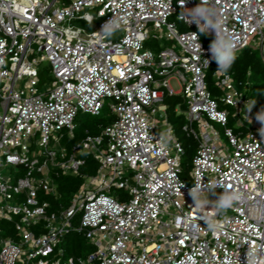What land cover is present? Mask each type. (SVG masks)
I'll return each instance as SVG.
<instances>
[{"label": "built area", "instance_id": "built-area-1", "mask_svg": "<svg viewBox=\"0 0 264 264\" xmlns=\"http://www.w3.org/2000/svg\"><path fill=\"white\" fill-rule=\"evenodd\" d=\"M197 6L216 12L236 53L257 50L264 66V0H0V220L17 219L16 241L0 235V264H264L261 114L251 111L248 85L237 88L225 72L213 76L217 94L209 92L204 60L216 34L194 15ZM109 20L119 27L105 36ZM75 21L84 26L74 30ZM161 38L173 44L145 47ZM44 62L51 82L39 92ZM171 97L193 142L186 171L166 116ZM104 106L113 121L99 135L54 149L72 136L76 116ZM52 132L60 135L51 146ZM90 154L95 174L67 207L50 210L39 198L56 195L49 174L75 175ZM6 166L24 173L10 181ZM197 187L201 200L213 198L201 207ZM231 192L241 199L225 213L217 205ZM69 231L93 250L61 261L58 241Z\"/></svg>", "mask_w": 264, "mask_h": 264}, {"label": "trees", "instance_id": "trees-1", "mask_svg": "<svg viewBox=\"0 0 264 264\" xmlns=\"http://www.w3.org/2000/svg\"><path fill=\"white\" fill-rule=\"evenodd\" d=\"M153 50L158 46L157 43H151L149 45ZM218 65L215 61H212L209 68L206 71V82L208 85L209 92L212 95L217 94L213 90V76L216 73H221L217 70ZM47 70H38L37 79L38 87L42 85L43 74ZM230 75L234 85L240 88V84L246 83L248 85V97L251 99V111L255 114L264 113V66L261 61L259 51L250 50L248 48L242 49L236 53V59L232 63L231 67L225 72ZM46 75V74H45ZM179 99L167 98L165 104L167 105V113L170 123L178 131L183 147L185 148V162L181 159V167L183 171L188 169L189 160L193 145L191 140L185 138L184 134L180 131V127L177 126L178 121H182V115L176 116L174 113V107ZM107 107L104 106L97 115L82 114L75 118V129L72 136L69 137L64 133L62 137L63 146L69 149L73 144L79 142L86 134L96 136L100 133L101 129L108 126L113 121V114L107 112ZM231 112V111H230ZM235 118L232 117V113L228 116L227 125L234 124ZM176 123V124H175ZM176 125V126H175ZM244 129V128H243ZM189 146V147H188ZM84 164L80 167L77 174H62L59 172L52 171L49 175L56 188L55 197L46 196L39 193V198L42 200L49 201L50 210L56 211L59 208H65L71 197L79 190L82 185V181L85 176H92L95 174L97 169V162L90 155H83ZM24 173L23 168L19 167V176ZM17 219H12L11 222L0 220V235L2 238H9L13 241L17 240L14 231V222ZM57 248L62 250L61 261L71 258H84L89 252L93 250V246L90 245L83 237L81 233L69 231L60 237Z\"/></svg>", "mask_w": 264, "mask_h": 264}, {"label": "clouds", "instance_id": "clouds-1", "mask_svg": "<svg viewBox=\"0 0 264 264\" xmlns=\"http://www.w3.org/2000/svg\"><path fill=\"white\" fill-rule=\"evenodd\" d=\"M184 2L185 0H180V4L182 6L184 5ZM193 11L194 15L203 19L205 21V24L208 27H211L216 34L214 40L210 45L211 57L210 59L204 60L205 65L209 66L211 61H215L218 65L217 70L226 72L236 59V48L232 39L223 32L221 24L218 22L217 14L212 8L197 6ZM193 22L197 23L199 32L202 33L203 29L201 28L199 23L195 20ZM118 27L119 25L115 21L109 20L108 22H106L104 28L102 29V32L105 36H111L114 30ZM198 47L201 51V46L198 45ZM257 119L262 124V127L259 130L260 134L264 136V114L259 115ZM197 193L198 187L193 192V196L197 201V207H201L204 201L200 199V196ZM241 195L242 194L239 192L226 193L220 197L217 207L226 213L227 210L233 208L235 202L241 199Z\"/></svg>", "mask_w": 264, "mask_h": 264}, {"label": "rangeland", "instance_id": "rangeland-1", "mask_svg": "<svg viewBox=\"0 0 264 264\" xmlns=\"http://www.w3.org/2000/svg\"><path fill=\"white\" fill-rule=\"evenodd\" d=\"M170 21H173L174 23H175V26H176V28L179 30V31H182V30H186V28H185V25H183L181 22H179V21H176L175 19H174V17H171L170 18ZM73 29L74 30H76V29H79L80 27H83L84 26V23L82 22V21H75V22H73ZM65 27H68V26H65ZM154 33L152 32V31H150V35H153ZM156 37H157V35H155ZM151 40L152 39H150V41H147L146 43H145V47L147 48V49H149V50H153L149 45L151 44ZM157 44H158V46H159V48H161V49H163V48H169L173 43H169V42H166L163 38H161V39H159V41L157 42ZM38 70H43V72L45 71V70H47L46 72H45V74H43V82H42V85L41 86H39L38 87V91L39 92H43V90L46 88V87H48L49 86V84H50V82H51V75H50V73H49V68H48V66H47V63H42V64H40V66L38 67ZM1 86H2V83H0V88H1ZM169 86L173 89V91H178L179 90V85L174 81V80H170V82H169ZM1 93H3V91L1 92ZM226 108V110H231L229 107H225ZM1 112H2V109H1V107H0V114H1ZM107 112L110 114L111 112L109 111V110H107ZM168 115H170L171 114V112H170V114H169V112L167 113ZM166 114V116H168ZM172 115V114H171ZM172 117H173V115H172ZM163 118H164V116H163ZM156 119H158V120H161V118L158 116V115H156ZM168 121L170 122V120L168 119ZM176 124V123H175ZM173 125V124H172ZM213 125V127L218 131V133L220 134V138H221V141H222V143L224 144V145H227V141H226V139L223 137V130H224V128L223 127H220L219 125H216V124H212ZM176 126V125H175ZM177 126L178 127H180V126H182V121H178L177 122ZM227 128H231V129H235V124H230V125H227ZM103 129H101V131H102ZM101 131H100V133H101ZM99 133V134H100ZM98 134V135H99ZM174 134H175V136L177 137V139L179 140L180 139V135H179V133H178V131H176L175 130V128H174ZM60 134L59 133H55V132H52L51 133V135H50V137H51V140H50V145L52 146L53 145V143H55L54 141H53V138H57L58 136H59ZM180 142H182L181 140H179ZM64 144H63V142H62V140H60L59 142H56L55 143V147H54V149H58V148H60L61 146H63ZM36 152V151H35ZM30 156L32 157V154H30ZM90 156L94 159V157H93V155H91L90 154ZM185 156V155H184ZM182 157V160H183V163L185 162L184 160H185V157ZM190 161V160H189ZM189 163V162H188ZM1 172H2V174H3V176H5L8 180H10V181H13L18 175H19V169L18 168H15V167H9V166H6V167H4L2 170H1ZM112 194H114V193H112ZM118 194H120V193H118ZM213 198H212V196L211 195H209V196H206V197H204L202 200H204V201H210V200H212ZM14 203V205H18V203H17V201H14L13 202Z\"/></svg>", "mask_w": 264, "mask_h": 264}]
</instances>
